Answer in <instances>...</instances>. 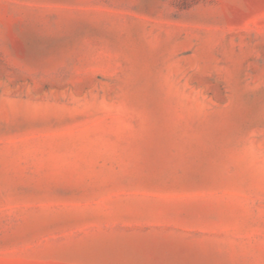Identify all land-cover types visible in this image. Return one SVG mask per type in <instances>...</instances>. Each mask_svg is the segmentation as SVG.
<instances>
[{"label":"rangeland","instance_id":"obj_1","mask_svg":"<svg viewBox=\"0 0 264 264\" xmlns=\"http://www.w3.org/2000/svg\"><path fill=\"white\" fill-rule=\"evenodd\" d=\"M0 264H264V0H0Z\"/></svg>","mask_w":264,"mask_h":264}]
</instances>
